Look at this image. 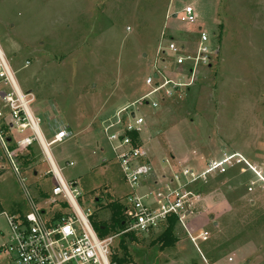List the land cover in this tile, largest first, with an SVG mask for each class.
<instances>
[{
  "label": "rangeland",
  "instance_id": "374dc122",
  "mask_svg": "<svg viewBox=\"0 0 264 264\" xmlns=\"http://www.w3.org/2000/svg\"><path fill=\"white\" fill-rule=\"evenodd\" d=\"M186 6L218 55L210 68L198 69L190 87L153 108L141 99L150 90L145 79L156 48L172 39L192 49L197 40V28L176 19ZM0 49L19 91H31L41 128L49 136L59 128L72 133L50 155L64 181L77 182L84 210L93 211L106 190L124 205L129 189L101 131L123 108L144 121L139 138L152 167L144 186L180 167L199 172L231 154L264 171V0H0ZM156 60L169 78L182 74L164 57ZM32 148L35 159L21 178L44 207L39 192L50 197L54 179L40 147ZM5 162L0 149V210L12 213L20 204L26 211ZM210 176L186 188L195 205L176 222L177 242L161 250L155 243L161 228L134 233L131 264H264V185L242 164ZM109 216L106 205L96 214L103 221ZM200 230L209 238L196 247L188 235ZM7 233L0 216V245ZM117 242L113 249L121 255ZM0 264H9L3 255Z\"/></svg>",
  "mask_w": 264,
  "mask_h": 264
},
{
  "label": "built area",
  "instance_id": "2783aa9c",
  "mask_svg": "<svg viewBox=\"0 0 264 264\" xmlns=\"http://www.w3.org/2000/svg\"><path fill=\"white\" fill-rule=\"evenodd\" d=\"M176 19L197 28V40L192 49L178 47L172 39L156 48L153 69L145 79V85L150 90L141 99L153 108L158 107L160 100L168 99L181 92V89L190 87L198 69L211 66L218 53L208 35L198 26L191 6H186L177 13ZM162 57L165 62L182 69V74L173 79L165 75L156 60ZM2 81L9 88L7 91L0 90V149L5 163L23 192L27 210L23 214L0 213L8 230L0 245V255L5 256L9 264H112L110 255L115 237L100 239L97 236L91 224L92 210L83 209L77 182H65L50 155V147L63 143L71 135L66 129H59L49 140L44 138L41 118L30 109L34 97L31 93H22L17 89L8 61L0 49V82ZM143 126L144 121L140 115L123 108L115 118L105 121L102 127L129 189L123 202L128 222L127 231L145 233L155 230L172 216L177 223L182 224L195 205V198L192 199L186 188L198 181H206L210 175H224L234 166L244 165L258 179V184L264 185V171H261V175L245 158L231 154L209 161L199 172L189 167H180L169 178L162 177L163 179L153 182L152 188L144 186L152 176V167L147 162L148 153L139 138ZM27 132L29 135H24ZM133 134L136 136L135 140L131 136ZM7 138L11 139L9 143ZM33 143L40 147L55 181L50 197L42 201L44 207L29 194L21 178V169L14 159L16 152L10 150V145L20 151L32 147ZM67 165L72 166L73 163ZM3 167L0 165V171ZM262 169L264 170V162ZM255 183L251 182L252 185ZM253 189L254 187L248 188L249 191ZM53 213H60V216L55 217ZM192 233L188 237L196 247L198 241L204 243L209 238L206 230Z\"/></svg>",
  "mask_w": 264,
  "mask_h": 264
},
{
  "label": "trees",
  "instance_id": "16d2710c",
  "mask_svg": "<svg viewBox=\"0 0 264 264\" xmlns=\"http://www.w3.org/2000/svg\"><path fill=\"white\" fill-rule=\"evenodd\" d=\"M131 136L133 140H135L136 136L134 134ZM10 150H15L16 153L14 155V159L21 170H23V168L25 169V167L30 166L36 156L32 147H27L24 150L17 151L14 146L10 145ZM39 195L42 199L47 198V195L44 193L39 192ZM94 205V210L92 211L91 215V224L97 236L100 239L114 236L118 241L117 249H120L122 251V254L120 255L118 251L113 249L114 244H112L110 255L111 263L131 264L133 260L131 254L128 252V245L131 243V241L135 240V234L132 231H127L128 222L125 214V207L122 204L121 199H114V197H112L106 190L103 193V196L95 201ZM103 205H106V207H108L110 213L108 221H103V219L97 220L96 218V214L100 211ZM63 207H65V205H63ZM1 212L2 211L0 210V213ZM24 212L25 211L20 206V204H16L12 213L23 214ZM55 215V217H58L60 216V213H55ZM176 221L177 220L174 216L169 217V219L163 224L164 226L160 227L162 231L155 240L158 249L163 250L165 248L172 247L175 242H177V237L175 234Z\"/></svg>",
  "mask_w": 264,
  "mask_h": 264
},
{
  "label": "crops",
  "instance_id": "0c3cea01",
  "mask_svg": "<svg viewBox=\"0 0 264 264\" xmlns=\"http://www.w3.org/2000/svg\"><path fill=\"white\" fill-rule=\"evenodd\" d=\"M174 15H175V14H173L172 16H174ZM198 26L201 27V25H198ZM15 84H17V83H15ZM17 86H18V85H16V87H17ZM0 88H1V84H0ZM18 88H19V86L17 87V89H18ZM19 90H20V88H19ZM27 92H31V91L29 90V91H27ZM27 92H26V93H27ZM37 116L39 117V115H37ZM59 129H63V128H59ZM66 131H67V132L71 135V137H72V133H71L70 131H68V130H66ZM101 131H102V135H103V137L105 138L104 133H103V129H102ZM42 134H43V136H44L45 139H46V137L50 139L51 136H52V134H50V136H49V133L47 134V131H46L45 129H42ZM71 137H70V138H71ZM49 139H48V140H49ZM105 140H106V138H105ZM106 142H107V141H106ZM107 143H108V142H107ZM108 145H109V143H108ZM101 152L104 153L103 151H101ZM104 154H105V153H104ZM52 160H53V159H52ZM104 160H106V157L103 159V161H104ZM53 162H54V161H53ZM36 174H37V173L35 172L34 175H36ZM63 180H64V179H63ZM53 181H54V180H53ZM54 185H55V181H54ZM54 185H53V186H54ZM50 191H51V190H50Z\"/></svg>",
  "mask_w": 264,
  "mask_h": 264
},
{
  "label": "water",
  "instance_id": "95a60500",
  "mask_svg": "<svg viewBox=\"0 0 264 264\" xmlns=\"http://www.w3.org/2000/svg\"><path fill=\"white\" fill-rule=\"evenodd\" d=\"M173 17H175V15H174ZM209 67H210V66H209ZM10 140H11L10 138H7V139H6V141H7L8 143L10 142Z\"/></svg>",
  "mask_w": 264,
  "mask_h": 264
}]
</instances>
